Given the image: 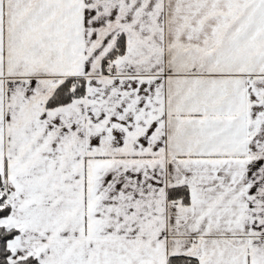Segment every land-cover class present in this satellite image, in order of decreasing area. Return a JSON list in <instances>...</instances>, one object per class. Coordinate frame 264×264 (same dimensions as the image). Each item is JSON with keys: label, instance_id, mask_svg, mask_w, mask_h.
Instances as JSON below:
<instances>
[{"label": "snow or ice", "instance_id": "obj_1", "mask_svg": "<svg viewBox=\"0 0 264 264\" xmlns=\"http://www.w3.org/2000/svg\"><path fill=\"white\" fill-rule=\"evenodd\" d=\"M0 264H264V0H0Z\"/></svg>", "mask_w": 264, "mask_h": 264}]
</instances>
